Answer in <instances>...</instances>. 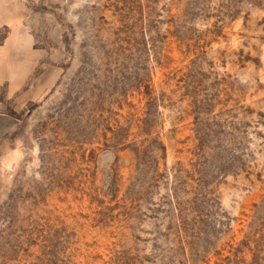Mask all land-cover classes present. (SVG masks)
<instances>
[{"label": "rangeland", "instance_id": "obj_1", "mask_svg": "<svg viewBox=\"0 0 264 264\" xmlns=\"http://www.w3.org/2000/svg\"><path fill=\"white\" fill-rule=\"evenodd\" d=\"M0 264H264V0H0Z\"/></svg>", "mask_w": 264, "mask_h": 264}, {"label": "crops", "instance_id": "obj_2", "mask_svg": "<svg viewBox=\"0 0 264 264\" xmlns=\"http://www.w3.org/2000/svg\"><path fill=\"white\" fill-rule=\"evenodd\" d=\"M26 79H27V77H24V79H23V80H21L20 82H22L23 84H25V82H26Z\"/></svg>", "mask_w": 264, "mask_h": 264}]
</instances>
